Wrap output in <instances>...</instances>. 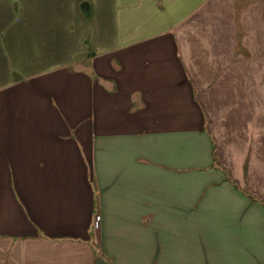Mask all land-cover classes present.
Here are the masks:
<instances>
[{"label": "crops", "instance_id": "0c3cea01", "mask_svg": "<svg viewBox=\"0 0 264 264\" xmlns=\"http://www.w3.org/2000/svg\"><path fill=\"white\" fill-rule=\"evenodd\" d=\"M11 14L38 59L56 29L90 51L20 72L0 45V264H264V0Z\"/></svg>", "mask_w": 264, "mask_h": 264}, {"label": "rangeland", "instance_id": "374dc122", "mask_svg": "<svg viewBox=\"0 0 264 264\" xmlns=\"http://www.w3.org/2000/svg\"><path fill=\"white\" fill-rule=\"evenodd\" d=\"M17 0H0V38H1V49H2V58H3V67L4 69L7 68L8 70L15 71L16 67L14 65H19L18 70L21 71H38L42 67L49 65L53 68L60 64H71L72 67H75L79 64L80 61L75 60H65L68 57H72L76 54V57L79 58L87 57V52L90 51L84 47V44H79V41H75V31L76 29L70 28L67 31L70 33L67 38H65L66 32L65 30H58L55 31L56 38L61 35L63 37L57 40L52 39L50 50H51V59L44 60L43 58L38 59V50L35 52V46L33 45L28 46L27 44V35L21 36V32L12 33V22H11V8L13 5H16ZM25 2V0H23ZM102 16L99 19V25L104 26L106 25L107 18L106 14H100ZM2 28V30H1ZM107 28H100V32L106 34ZM90 30L88 36L90 37ZM94 33V31H93ZM42 34V32H41ZM85 35V29H84ZM15 36V38H14ZM53 36V34H52ZM90 39V38H89ZM72 40V41H70ZM88 41V39H87ZM41 47V45L39 46ZM81 53V54H80ZM37 59L35 60V58ZM33 59V60H32ZM87 63V61H83L81 63ZM85 63V64H86ZM20 75V74H19ZM17 76V75H16ZM15 77V76H14ZM22 77V74L19 76Z\"/></svg>", "mask_w": 264, "mask_h": 264}]
</instances>
